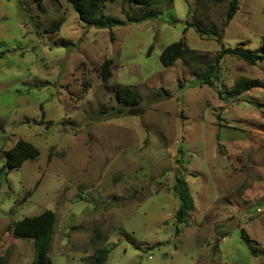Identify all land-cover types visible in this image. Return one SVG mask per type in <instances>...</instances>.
Returning <instances> with one entry per match:
<instances>
[{
    "label": "rangeland",
    "instance_id": "1",
    "mask_svg": "<svg viewBox=\"0 0 264 264\" xmlns=\"http://www.w3.org/2000/svg\"><path fill=\"white\" fill-rule=\"evenodd\" d=\"M230 1L106 0L96 17L125 24L101 28L67 0H0V264L32 262L34 242L13 226L46 210L53 264H98L102 250L104 264H264V85L229 95L245 78L264 83V60L225 54L214 86L197 76L222 48L264 54V0H240L221 42L186 27L221 32ZM182 38L195 69L160 60ZM121 87L140 104L119 103ZM20 139L40 155L3 169ZM177 170L195 203L184 223Z\"/></svg>",
    "mask_w": 264,
    "mask_h": 264
},
{
    "label": "trees",
    "instance_id": "2",
    "mask_svg": "<svg viewBox=\"0 0 264 264\" xmlns=\"http://www.w3.org/2000/svg\"><path fill=\"white\" fill-rule=\"evenodd\" d=\"M77 12L79 19L90 26H98L101 28H112L115 25H124L125 21L120 19H106L100 20L96 17L99 8L106 0H67ZM137 5L148 7L155 3L156 0H130ZM240 0H231L226 15V21L222 26L221 32H218L214 27H205L198 21L186 22V27H193L200 35H213L219 42L224 37L225 28L228 26L230 20L235 16L239 8ZM132 20V18H129ZM142 18H137L140 21ZM59 24H53L48 27L50 32L57 29ZM111 36L113 33L111 32ZM153 46L149 49L151 52ZM225 54H233L243 59L250 65H255L259 61L264 60V54L246 49L239 45L233 48H222L214 61L207 67L205 72L198 73L202 84L214 86L215 79L220 73V61ZM4 53L0 52V59ZM200 54L195 50L189 48L185 40L182 38L179 41L167 45L160 56L162 64L166 67L172 66L177 60H182L188 67L195 69L199 62ZM111 60H106L101 68L102 78L107 81L111 77ZM196 71V70H195ZM264 83L259 79L245 78L238 83L229 93L230 96L239 95L255 87L263 86ZM115 97L119 103L137 106L140 104L141 98L137 91L130 87H121L116 93ZM40 155L39 149L32 143L20 139L11 149L4 153L3 169L19 168L28 160H34ZM174 195L178 198L180 205L175 214L179 223H184L188 218L190 212L195 208L194 199L191 195L190 189L183 174L177 170L175 174V182L172 187ZM56 223V215L51 210H46L39 215L32 217H25L13 226V233L17 238L32 240L34 242L35 255L30 264H53L49 257L51 249V241L54 235V227ZM179 233V229H177ZM242 239L250 248L253 254L257 251L254 246V241L249 237L244 229H242ZM98 258V264H104L107 258L108 250H102Z\"/></svg>",
    "mask_w": 264,
    "mask_h": 264
}]
</instances>
